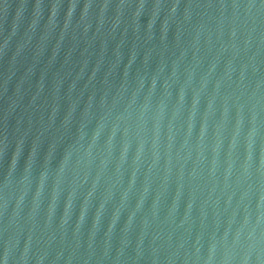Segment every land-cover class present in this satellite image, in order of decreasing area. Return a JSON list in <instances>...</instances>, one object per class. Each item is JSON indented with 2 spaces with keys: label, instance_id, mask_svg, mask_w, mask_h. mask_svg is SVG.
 Here are the masks:
<instances>
[{
  "label": "water",
  "instance_id": "95a60500",
  "mask_svg": "<svg viewBox=\"0 0 264 264\" xmlns=\"http://www.w3.org/2000/svg\"><path fill=\"white\" fill-rule=\"evenodd\" d=\"M3 264H264L262 0H0Z\"/></svg>",
  "mask_w": 264,
  "mask_h": 264
},
{
  "label": "snow or ice",
  "instance_id": "6c2138e0",
  "mask_svg": "<svg viewBox=\"0 0 264 264\" xmlns=\"http://www.w3.org/2000/svg\"><path fill=\"white\" fill-rule=\"evenodd\" d=\"M262 3H264V0H262ZM0 264H3V261L2 260H0Z\"/></svg>",
  "mask_w": 264,
  "mask_h": 264
}]
</instances>
